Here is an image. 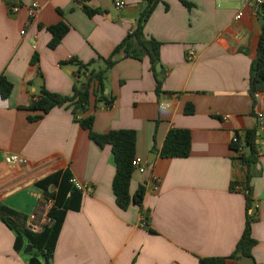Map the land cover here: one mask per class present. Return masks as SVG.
<instances>
[{
    "label": "crops",
    "instance_id": "1",
    "mask_svg": "<svg viewBox=\"0 0 264 264\" xmlns=\"http://www.w3.org/2000/svg\"><path fill=\"white\" fill-rule=\"evenodd\" d=\"M113 1L0 0V76L12 84L10 95L0 96V206L27 217L28 227L38 206L45 222L37 183L69 171L85 190L80 210L64 218L51 264H208L211 258L264 264V131L257 121L264 114V91L255 93V103L249 94L260 11L255 14L239 0H184L189 6L159 0L142 30L145 40L161 44L156 75L147 55L121 58L108 72L110 105L106 100L95 105L91 97L89 109L76 119L65 106L30 119L39 114L29 106L42 87L72 95L83 79L77 61L100 67L99 57L108 58L137 28L146 0H123L120 11ZM32 2L39 8L29 19ZM15 6L17 12L11 10ZM86 8L96 12L89 15ZM60 22L69 30L50 48L48 27ZM161 103L169 107L161 109ZM87 116L94 118L97 133L135 131L136 157L147 169L135 170L130 193L146 188L141 207L117 206L111 147H100L81 128L77 119ZM171 129L189 131L187 157L160 156ZM252 129L258 151L247 209V168L231 141ZM4 155H19L24 163L7 164ZM249 216L254 261L231 258ZM15 240L0 219V264H28L32 256L24 255L25 248L17 251Z\"/></svg>",
    "mask_w": 264,
    "mask_h": 264
},
{
    "label": "trees",
    "instance_id": "2",
    "mask_svg": "<svg viewBox=\"0 0 264 264\" xmlns=\"http://www.w3.org/2000/svg\"><path fill=\"white\" fill-rule=\"evenodd\" d=\"M189 6L184 0H181ZM159 0H146L145 6L139 14L137 28L128 34L119 43L108 58L99 57L102 66L92 67L93 62L82 63L77 61L78 73L83 79L76 82L72 95H60L49 92L45 87L41 88L39 95L31 102L30 109L38 112V115L31 116V120L41 118L55 107L65 106L71 108L75 119L79 112H86L90 107L91 97H95V105L106 100V89L108 72L121 58H137L147 55L150 58L151 68L156 75L155 66L159 61L161 44L155 40H145L142 36L143 26L152 14ZM89 15L96 10L86 8ZM261 32L258 42L257 55L252 61L249 77V94L253 102L255 93L264 91V5L261 7ZM69 27L60 22L48 27L52 38L49 42L50 48H56L62 38L68 32ZM161 82L158 81L157 91L160 92ZM12 90V84L3 76H0V96L6 99ZM112 99L106 100L110 105ZM255 103V102H254ZM78 124L88 132L89 138L100 147L109 145L114 157L116 172L112 181V189L115 195L116 204L119 208L126 210L131 204L142 206L146 188L139 186L133 195L130 193V183L135 169L132 165L136 157V133L133 130H110L106 133H97L93 129L94 118L87 116L77 119ZM240 138V137H239ZM257 130L247 131L240 142L245 144L246 152L240 156L242 163L247 168L245 190L247 191V209L252 206L249 181L251 180V165L256 162L258 151ZM191 146L190 133L187 130L171 129L160 150L162 158H184L189 155ZM233 148V147H232ZM234 151V148H233ZM72 176L69 171L57 172L37 183L43 191L45 199L51 200L52 206L46 216L48 221L41 223L39 207L35 209L33 219L30 217L31 226H26L27 217L0 206V219L15 233V249L23 250L27 245L33 247L30 256H36L42 264H51L54 247L61 231L64 218L68 211H79L82 203V192L71 182ZM252 218L249 216L246 221L244 232L237 243L231 258L242 257L254 261L252 250L256 240L251 235ZM36 226H40L36 229ZM225 258L205 259L208 264H223ZM256 264V263H255Z\"/></svg>",
    "mask_w": 264,
    "mask_h": 264
},
{
    "label": "built area",
    "instance_id": "3",
    "mask_svg": "<svg viewBox=\"0 0 264 264\" xmlns=\"http://www.w3.org/2000/svg\"><path fill=\"white\" fill-rule=\"evenodd\" d=\"M76 2H85L87 0H74ZM241 2L242 5L244 6H249L252 8V10L255 12V14H258L259 11L261 10V7L264 5V0H239ZM114 6L117 10H122L126 7V3L123 0H114ZM39 6L37 2H32L31 6L29 7L28 10V16L29 19H33L36 16L37 10H38ZM18 7H11V10L14 12L18 11ZM242 16V13L239 11V13L236 15V19H239ZM132 32V31H131ZM21 34H25V31H22ZM188 59L191 60L193 59L194 53L192 50H189L187 53ZM169 107V104L167 103H161L160 104V108L161 109H166ZM257 121H258V127L261 128L264 131V114L263 113H258L257 114ZM231 144L234 148V152L236 153V155L238 157L242 156L245 154L246 152V147L245 144L240 142V138L238 136H234L232 138ZM3 159L5 161V163L7 164H12V165H21L24 163V159L23 157L19 156V155H4ZM132 165L134 167L135 170L144 173L147 169V165L145 163H143L141 161V159L135 157L132 161ZM153 182L156 183V179L153 178ZM71 182L73 183V185L80 190L81 192L85 190V185L79 183L76 179H71ZM52 201L49 199H45V202L42 204L41 208L44 210V219L43 221H48V218L46 216L48 210L51 208L52 206ZM34 215L31 216V218L33 219Z\"/></svg>",
    "mask_w": 264,
    "mask_h": 264
},
{
    "label": "water",
    "instance_id": "4",
    "mask_svg": "<svg viewBox=\"0 0 264 264\" xmlns=\"http://www.w3.org/2000/svg\"><path fill=\"white\" fill-rule=\"evenodd\" d=\"M159 70V65H157V71ZM150 162V161H148ZM33 252V247L31 245H27L23 251L24 254H32ZM28 264H42L41 261L39 260L38 257L36 256H32L30 259H29V262Z\"/></svg>",
    "mask_w": 264,
    "mask_h": 264
},
{
    "label": "rangeland",
    "instance_id": "5",
    "mask_svg": "<svg viewBox=\"0 0 264 264\" xmlns=\"http://www.w3.org/2000/svg\"><path fill=\"white\" fill-rule=\"evenodd\" d=\"M101 66H102V65H101ZM24 255H25V254H24ZM27 255H28V254H26L25 256H27ZM28 256H29V255H28ZM30 258H31V257H30ZM30 258H29V259H30Z\"/></svg>",
    "mask_w": 264,
    "mask_h": 264
}]
</instances>
